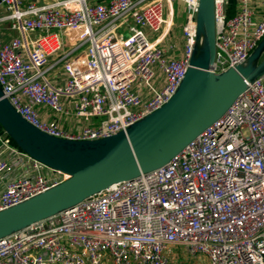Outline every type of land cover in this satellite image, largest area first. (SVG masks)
I'll list each match as a JSON object with an SVG mask.
<instances>
[{
    "label": "built area",
    "instance_id": "1",
    "mask_svg": "<svg viewBox=\"0 0 264 264\" xmlns=\"http://www.w3.org/2000/svg\"><path fill=\"white\" fill-rule=\"evenodd\" d=\"M233 2L228 17L229 0H214L215 75L242 65L264 38V0ZM199 4L0 0L3 98L51 137L126 132L178 91L203 41ZM246 84L164 167L5 237L0 264H169L177 248L206 264H264V73ZM69 178L0 134V212Z\"/></svg>",
    "mask_w": 264,
    "mask_h": 264
},
{
    "label": "water",
    "instance_id": "2",
    "mask_svg": "<svg viewBox=\"0 0 264 264\" xmlns=\"http://www.w3.org/2000/svg\"><path fill=\"white\" fill-rule=\"evenodd\" d=\"M197 32L203 36L202 45L196 48L174 97L126 132L108 138L72 141L46 135L23 120L0 88L4 132L30 157L70 176L60 185L1 211L0 241L116 183L164 167L226 114L246 90L247 82L264 73V38L236 69L221 75L208 71L216 53L214 0H200Z\"/></svg>",
    "mask_w": 264,
    "mask_h": 264
},
{
    "label": "rangeland",
    "instance_id": "3",
    "mask_svg": "<svg viewBox=\"0 0 264 264\" xmlns=\"http://www.w3.org/2000/svg\"><path fill=\"white\" fill-rule=\"evenodd\" d=\"M174 10H175V23L180 25L184 22V16L179 15L178 13V4L174 2ZM165 16H167V7L165 6L164 11ZM264 58V55H263ZM169 264H204L202 258H193L186 255L181 249H174L172 254L169 256Z\"/></svg>",
    "mask_w": 264,
    "mask_h": 264
},
{
    "label": "crops",
    "instance_id": "4",
    "mask_svg": "<svg viewBox=\"0 0 264 264\" xmlns=\"http://www.w3.org/2000/svg\"><path fill=\"white\" fill-rule=\"evenodd\" d=\"M32 1H40V0H32ZM1 13H2V7L0 6V14ZM6 26H7V24L5 25V27ZM3 33H4V36H5L4 38H6V39H10L12 36L16 35L15 33L9 32L6 29L3 30ZM47 113H48L47 111L46 112L44 111L45 115H48ZM203 263L206 264V261L203 260Z\"/></svg>",
    "mask_w": 264,
    "mask_h": 264
},
{
    "label": "trees",
    "instance_id": "5",
    "mask_svg": "<svg viewBox=\"0 0 264 264\" xmlns=\"http://www.w3.org/2000/svg\"><path fill=\"white\" fill-rule=\"evenodd\" d=\"M236 12V4L233 2L232 4L229 5L228 7V17H232ZM5 133L2 127L0 126V134Z\"/></svg>",
    "mask_w": 264,
    "mask_h": 264
}]
</instances>
